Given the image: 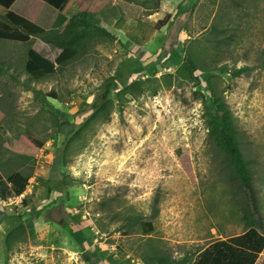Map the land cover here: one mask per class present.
Wrapping results in <instances>:
<instances>
[{
    "label": "rangeland",
    "instance_id": "1",
    "mask_svg": "<svg viewBox=\"0 0 264 264\" xmlns=\"http://www.w3.org/2000/svg\"><path fill=\"white\" fill-rule=\"evenodd\" d=\"M11 10L44 29L58 16L29 0ZM94 12L108 35L83 36L41 79L25 73L26 51L54 61L59 48L0 40V264H192L211 228L236 231L263 199L264 4L252 33L211 25L208 0H104ZM112 76L108 116L90 120ZM211 94L231 113L251 191L209 136ZM20 135L43 141L40 151L17 150ZM14 171L28 177L23 199L5 184Z\"/></svg>",
    "mask_w": 264,
    "mask_h": 264
},
{
    "label": "trees",
    "instance_id": "2",
    "mask_svg": "<svg viewBox=\"0 0 264 264\" xmlns=\"http://www.w3.org/2000/svg\"><path fill=\"white\" fill-rule=\"evenodd\" d=\"M17 1L18 0H0V8L4 10V14L0 19V40L30 44L31 40L35 38L44 44L53 45L61 50L55 60L50 61L42 57L35 50L29 48L26 51L24 71L30 79H41L53 75L56 71L62 69L73 58V46L83 36L93 32L108 35L103 28L98 26V19L94 16L95 8L99 4L101 5L104 0H29L37 7L45 3L57 12V20L49 29H44L35 24L32 19L12 11L11 8H13ZM73 3L78 5V11L69 19L67 33H60L58 28L66 21L65 13ZM170 17L169 14H166L159 22V26H163ZM194 69L195 66L192 62L186 60L184 70L193 71ZM244 71L245 68L235 69L232 72V76L238 77ZM1 72L2 68L0 67V73ZM113 80L114 78L112 76L105 81L99 102L92 108L90 120L102 114L105 118L104 121L106 120L109 113L106 101ZM33 93L35 96L39 94L36 90H33ZM211 93H214V91H211ZM211 95L212 110H208L206 114L209 136L215 141L216 146L226 153L241 186L251 191V176L238 147L236 129L231 113L221 96L216 94ZM2 117V113H0V122ZM65 125L71 124L66 123ZM69 131L66 130L63 132L65 146L70 140V138H67V133ZM74 136H76V133H74ZM15 144L19 151L38 153L43 146V141L20 135L15 141ZM27 182L28 177L19 171H14L5 178V184L8 185L10 194L13 197L19 196L25 191ZM49 190L51 189L49 188ZM6 195L8 194L3 191L0 192L1 198H7ZM243 217L246 218V220H250L251 215L246 213ZM143 226L146 227L144 230L145 234L152 231V225L150 223H144ZM23 230L24 226L19 223L13 229L7 231L4 239L6 248L10 247L11 239ZM242 245H245V247L249 248L252 252L249 253L244 250L237 252L235 246ZM263 246L264 236H260L250 227L245 234L239 237L230 238L227 241L215 242L202 251L198 250L197 257L192 264H253L256 253L259 252ZM233 250H235L236 253ZM159 262L160 261H153L150 264H158Z\"/></svg>",
    "mask_w": 264,
    "mask_h": 264
},
{
    "label": "crops",
    "instance_id": "3",
    "mask_svg": "<svg viewBox=\"0 0 264 264\" xmlns=\"http://www.w3.org/2000/svg\"><path fill=\"white\" fill-rule=\"evenodd\" d=\"M203 1L205 2L206 0H197L199 5ZM263 2L264 0H208L210 24L213 25L214 22L215 26L218 27V29L220 28L219 31L228 27L237 28L236 26L245 29L247 26V28H250L248 29V32L252 33V30H254L253 28L255 27L253 23L255 22L257 12L260 10V4L263 8ZM234 14L237 15L236 19L234 22H230L227 17H230L231 15L234 17ZM225 19L226 22H224ZM233 24H235V26H233ZM261 195L263 199L260 201L259 205L256 206L257 212L251 216L250 220H246V218L242 217L239 228L236 231L233 227L228 225H225L223 228H211L209 230L211 236L205 239L209 240V242L201 247L200 251L215 242L227 241L230 238L239 237L245 234L250 227H252V229H254L260 236H264V177L261 180ZM200 241H202V239ZM235 250L237 252H241L242 250L249 253L252 252L249 248L245 247V245L235 246ZM235 250L233 251L235 252ZM253 264H264V246L256 253V258Z\"/></svg>",
    "mask_w": 264,
    "mask_h": 264
},
{
    "label": "built area",
    "instance_id": "4",
    "mask_svg": "<svg viewBox=\"0 0 264 264\" xmlns=\"http://www.w3.org/2000/svg\"><path fill=\"white\" fill-rule=\"evenodd\" d=\"M24 195H25V191L23 193H21L19 196H16L15 198H17V199H23Z\"/></svg>",
    "mask_w": 264,
    "mask_h": 264
}]
</instances>
